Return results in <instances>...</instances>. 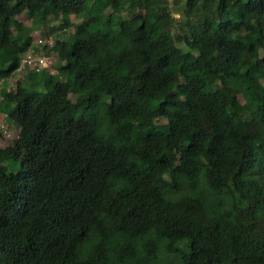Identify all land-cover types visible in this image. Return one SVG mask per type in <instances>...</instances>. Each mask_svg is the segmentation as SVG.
I'll return each instance as SVG.
<instances>
[{"label":"trees","instance_id":"16d2710c","mask_svg":"<svg viewBox=\"0 0 264 264\" xmlns=\"http://www.w3.org/2000/svg\"><path fill=\"white\" fill-rule=\"evenodd\" d=\"M178 1L0 0V82L84 15L1 90L0 264H264V0Z\"/></svg>","mask_w":264,"mask_h":264},{"label":"rangeland","instance_id":"374dc122","mask_svg":"<svg viewBox=\"0 0 264 264\" xmlns=\"http://www.w3.org/2000/svg\"><path fill=\"white\" fill-rule=\"evenodd\" d=\"M183 3V0L178 1V6H181ZM175 17H178L179 12L174 13ZM17 23L19 26H21L24 30H28L30 33V36L32 38V45L31 48H34L36 45V40L39 38H43L44 42L51 44L55 37L64 38L66 36V33L73 30V26L82 22L84 19L83 14L73 15L71 16V24L68 25V28L65 31H60V22L52 19L51 17L49 19L47 24H43L38 27H33V22L30 17H28L25 13L19 14L17 17ZM50 56V62H51V68L54 72H56V64H57V56L56 54L51 51L49 53ZM27 72L23 69H20L19 71H16L13 73L9 78L5 79L4 81L0 82V96H1V90H13L17 84V82H22L24 85L27 84ZM38 89L43 90V87H38ZM241 99V98H240ZM159 123H165L166 121L164 119H159ZM0 124L4 125L6 127V134H3L1 131L0 135V145L5 146L8 144H11L17 137L19 133V127L10 119L5 116L4 113L0 112ZM7 170L13 173H16L19 170L20 167V161L18 159H8L5 161Z\"/></svg>","mask_w":264,"mask_h":264},{"label":"built area","instance_id":"2783aa9c","mask_svg":"<svg viewBox=\"0 0 264 264\" xmlns=\"http://www.w3.org/2000/svg\"><path fill=\"white\" fill-rule=\"evenodd\" d=\"M36 46L31 48V45L22 54L21 61L17 70L23 69L29 72H41L48 71L50 73H55L51 68L49 53H46L42 49L44 42L43 38H39L35 42ZM0 130L3 134H6V127L0 124Z\"/></svg>","mask_w":264,"mask_h":264},{"label":"clouds","instance_id":"9594fccd","mask_svg":"<svg viewBox=\"0 0 264 264\" xmlns=\"http://www.w3.org/2000/svg\"><path fill=\"white\" fill-rule=\"evenodd\" d=\"M21 61V60H20ZM17 71H19V70H17Z\"/></svg>","mask_w":264,"mask_h":264}]
</instances>
